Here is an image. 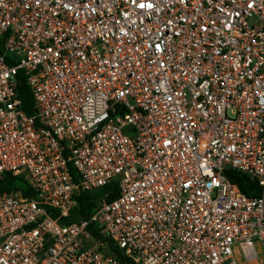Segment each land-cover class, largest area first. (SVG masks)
Returning <instances> with one entry per match:
<instances>
[{
    "label": "built area",
    "instance_id": "obj_1",
    "mask_svg": "<svg viewBox=\"0 0 264 264\" xmlns=\"http://www.w3.org/2000/svg\"><path fill=\"white\" fill-rule=\"evenodd\" d=\"M5 173L0 264H264V0H0Z\"/></svg>",
    "mask_w": 264,
    "mask_h": 264
},
{
    "label": "trees",
    "instance_id": "obj_2",
    "mask_svg": "<svg viewBox=\"0 0 264 264\" xmlns=\"http://www.w3.org/2000/svg\"><path fill=\"white\" fill-rule=\"evenodd\" d=\"M18 94L23 110L27 114H30L31 96L27 87L22 82L18 86ZM224 175L230 183L236 185L244 196L249 198L259 196V188L247 176L232 170H225ZM1 193H18L22 197L35 198L33 190L28 186L22 176L12 175L9 173H5L0 177V194ZM106 193L107 200L115 197L116 188L114 183L93 191L80 192L75 198V205L71 209L70 214L64 218L61 223H71L88 217L98 200ZM46 212L49 216H53L52 211L49 209H47Z\"/></svg>",
    "mask_w": 264,
    "mask_h": 264
},
{
    "label": "rangeland",
    "instance_id": "obj_3",
    "mask_svg": "<svg viewBox=\"0 0 264 264\" xmlns=\"http://www.w3.org/2000/svg\"><path fill=\"white\" fill-rule=\"evenodd\" d=\"M240 261V260H239Z\"/></svg>",
    "mask_w": 264,
    "mask_h": 264
}]
</instances>
